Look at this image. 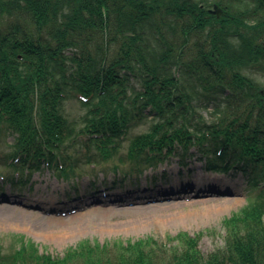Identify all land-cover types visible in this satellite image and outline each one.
Masks as SVG:
<instances>
[{"label":"trees","instance_id":"trees-1","mask_svg":"<svg viewBox=\"0 0 264 264\" xmlns=\"http://www.w3.org/2000/svg\"><path fill=\"white\" fill-rule=\"evenodd\" d=\"M223 1L217 18L211 0H0L9 166L68 177L84 166L72 154L109 163L132 124L152 120L128 146L137 166L195 149L214 169H240L252 191L207 257L186 234L172 248L85 240L63 257L15 237L0 238V264H264V87L250 74L264 72V0ZM72 98L88 109L80 130L65 115Z\"/></svg>","mask_w":264,"mask_h":264},{"label":"rangeland","instance_id":"rangeland-1","mask_svg":"<svg viewBox=\"0 0 264 264\" xmlns=\"http://www.w3.org/2000/svg\"><path fill=\"white\" fill-rule=\"evenodd\" d=\"M211 1L212 4H215L216 1H221L222 3L223 0ZM210 8L212 9V7ZM250 74H254L251 76L264 87V72L251 71ZM64 111L66 117L74 123L76 130H80L84 127L88 109L82 107L77 100L73 98L66 100L64 102ZM205 117L211 121L216 119V117H213L210 113H205ZM133 124L126 138L121 139V150L118 152V155L109 163H104L100 157H96L95 159L98 164L87 167V164H85L87 163L86 157L81 154H72L73 157L79 156L81 165L84 163L82 171H89L93 174L95 182L97 183L96 185L101 186V181L103 176H105L102 181L103 187H100V189L104 188L108 191V188H110L109 183L112 179L111 171L114 170L115 163L119 162L120 158L125 161L124 164H117L122 171L127 172L129 168H133L131 166L135 165V163L127 158L128 146L136 137L150 132L155 122L152 120H143ZM13 142L14 138L11 135L6 132H0V172L6 175V177H9V183L15 185L17 176L15 177V175L12 174L11 168H5L7 157L13 150L8 143L10 144ZM193 151H195V149H192L191 152ZM164 165L165 164H163L162 167H164ZM201 165H204V163H199L193 159V167ZM161 169L158 168L156 171H160ZM233 172L236 175L231 181L230 178ZM206 176L208 177L206 178L208 179L207 182L192 181V175L190 176L187 190H191L192 187L197 186L201 191L198 194L191 192L187 197H175L170 193L178 189L177 186L170 187V182L166 184L158 182L164 185L160 186L156 183L153 188L143 190L138 195L135 193L130 195L125 188L121 190H117V187L113 189L110 188L108 191L110 194L107 199L103 202L92 204L94 199L101 197V195L99 193L92 195L94 192L91 193V189H87V195L84 199L43 200L41 196L39 197V195L35 194L33 188H40V193L41 195L43 194V197H52L50 194H45L44 192L46 184H48L49 192L53 191L57 186L60 189H62L61 186L67 189L65 185L55 180V175L52 171L44 168L41 170L39 178L41 180H46V182L44 181L42 186H40L39 183L34 185L31 190L27 189V185L34 180L32 176L27 178L28 180H25L27 184L23 187L18 186L11 188L8 184H1L0 182V208L5 206L15 208L14 211L9 212L11 216L9 218L10 223H0V238L6 246L11 239L23 237L26 241L32 242L38 246L41 252L49 253L54 257H63L68 249L75 247L81 241L85 240L91 241L92 243L98 242L103 245L115 241H121L127 244L129 241L135 242L140 239H147L154 240L158 244H164L167 248H172V246L177 244V236L186 234L190 237L199 236L198 249L204 257H207L216 249L225 246V239L228 233L225 221L231 218L233 214L240 213V211L247 206L248 202L251 200L252 191L247 176H245L240 169L237 171L233 169L229 173L222 170H219L218 173L208 172ZM141 177L143 180V174ZM211 178H213L214 181H212ZM73 181L74 184L69 183V187H72V189L81 188L82 183H86L87 186L86 178L84 177H80L78 182L74 179ZM133 181H135L134 178H127L124 182L130 185ZM179 181H183V178H179ZM217 181L220 183H217ZM221 182H228V186L221 184ZM142 183L143 182L140 183L138 180L137 184L140 190L143 187ZM83 190L84 188L81 189V191ZM162 194V197H155V199H152V195L158 196ZM5 195L12 199H3ZM125 195L129 196L131 199H136V201H131L123 206H117L110 200L114 196L120 199ZM57 197L63 196L61 193H58ZM204 200H227L228 202L226 206H223L224 208L222 210L213 213L210 218H197L194 215L185 216L186 213L196 209L195 206L190 205L191 202ZM153 204H162L164 208H152L147 211L121 209L124 207L132 208ZM176 204L182 205V207H179L177 210L171 209L170 206ZM180 212L181 215H183L180 216V219L184 222H173L172 219H175V215ZM161 217L165 218L163 219L165 220L164 222L160 221L162 219ZM141 219H146L148 221L147 226L139 229L126 226L134 220L138 221ZM23 222L27 225H18ZM109 225H114V228H110ZM43 230H46L47 233ZM49 231H65L70 235L64 237L61 235L54 236L51 232L49 233Z\"/></svg>","mask_w":264,"mask_h":264},{"label":"bare ground","instance_id":"bare-ground-1","mask_svg":"<svg viewBox=\"0 0 264 264\" xmlns=\"http://www.w3.org/2000/svg\"><path fill=\"white\" fill-rule=\"evenodd\" d=\"M200 191H201V189H199L197 186L192 187L191 190H184L182 187H178V189L173 190L170 194L174 195L175 197H187V195L189 193H191V192L194 193V194L195 193L198 194ZM162 196H163V194L162 195H158V196L152 195V197H153L152 199H155V197H159L160 198ZM3 199H12V198L5 195V196H3ZM139 199H143V198H139ZM139 199H137V200H139ZM98 201H100V198L94 199L92 204L93 203H97ZM131 201H136V199H131L130 197H123V198L118 199L117 196H114L111 199V202H113L117 206L126 205L127 203H129ZM227 202H228L227 200H225V201L204 200V201L191 202L190 205L191 206H195L196 209L193 210L192 212L186 213L185 216L194 215L197 218H199V217L210 218L213 215V213H215V212H217L219 210H222L224 208L223 206H226ZM170 207H171V209L177 210V209H179V207H182V205L176 204V205H172ZM152 208L153 209L154 208L163 209L164 207H163L162 204H153V205H145V206L132 207V208L131 207H127V208L124 207V208H121V209L130 210V211L131 210H134V211H136V210L145 211L146 210L147 211V210H150ZM14 210H15V208L7 207V206L1 207L0 208V223L9 224L10 223L9 218L11 217L9 212L14 211ZM175 216H176L175 219L171 218L173 222H178V223H183L184 222L182 219H180V216H183V215H181V212L179 214L175 215ZM161 218L162 219L160 221L164 222L165 220H163V219H165V218H163V217H161ZM147 224H148V221L146 219L145 220L141 219V220H138V221L134 220L129 225H126V226L129 227V228L139 229V228H143V227L147 226ZM18 225H20V226H24L25 225L26 226L27 224H25L23 222V223H20ZM109 227L110 228H114V225H109ZM110 228H108V229H110ZM118 228H120V227H118ZM44 232L47 233L46 230ZM50 232L51 231H49V233ZM51 234L54 235V236L61 235L62 237L70 235L69 233L67 234L65 231H52Z\"/></svg>","mask_w":264,"mask_h":264},{"label":"water","instance_id":"water-1","mask_svg":"<svg viewBox=\"0 0 264 264\" xmlns=\"http://www.w3.org/2000/svg\"><path fill=\"white\" fill-rule=\"evenodd\" d=\"M212 14L217 15V17H220L223 13V10L219 8L218 6L214 7V10L211 11Z\"/></svg>","mask_w":264,"mask_h":264},{"label":"flooded vegetation","instance_id":"flooded-vegetation-1","mask_svg":"<svg viewBox=\"0 0 264 264\" xmlns=\"http://www.w3.org/2000/svg\"><path fill=\"white\" fill-rule=\"evenodd\" d=\"M214 5H215V4L212 5V8L214 7ZM210 9H211V8H210ZM210 9H209V10H210Z\"/></svg>","mask_w":264,"mask_h":264}]
</instances>
